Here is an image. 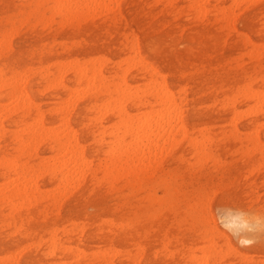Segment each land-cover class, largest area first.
<instances>
[{"label":"rangeland","instance_id":"rangeland-1","mask_svg":"<svg viewBox=\"0 0 264 264\" xmlns=\"http://www.w3.org/2000/svg\"><path fill=\"white\" fill-rule=\"evenodd\" d=\"M72 1L65 0L64 5H74L73 10L78 11L72 10L68 15L60 8L61 2L58 3L60 10L56 8V0H0V39H3L0 41V116H3L0 119V182L5 180L0 183L3 185L1 189L8 186L5 190H10L17 183L13 184L12 177L21 176L20 181L26 183L24 180L31 181L29 175L36 174L31 178L39 176L32 179L34 184L29 182V190L11 195L7 199L9 203L0 200V264H62V261L63 264H264V124L261 125L264 114L248 115L249 102L238 94L249 81L255 91L264 90L263 80L251 82L256 75L249 76L250 71L264 68V55L261 56L264 53V0H246L237 4L233 0H168L170 4L166 0H114L112 4L109 0L105 8L101 5L108 0L97 3L98 0H79L78 4L77 0L76 3ZM92 1L96 3L95 7ZM84 3L88 7L103 9L93 8L91 12ZM80 4L81 10L77 8ZM75 11L77 17L73 15ZM86 11L88 14H84ZM133 49L139 51L143 65L154 69V77L161 80L175 101L181 104L189 137L201 141L195 146L189 138L178 135L176 139L179 140L163 151L165 155L159 153L151 165L142 167L147 168L144 171L131 166H124L126 169L121 170L122 166L113 168L110 165L107 141L118 118L111 114V108L104 109L103 113L96 111L109 100L105 93L96 92L99 82L96 71L100 70L107 80L120 85L126 82L130 90L143 88L147 83L150 68L138 65L136 60L132 63L136 55ZM248 49L253 51L250 54L259 51L260 54H255L257 58L262 57L260 61L250 59L255 54L243 55L249 54ZM238 56L242 59L235 58ZM65 61L66 65H63ZM255 64L259 67L255 68ZM77 66L81 67L77 69ZM123 69L128 71L125 75ZM80 70L85 71L87 77L77 83ZM62 71L66 73L61 74ZM22 73L25 74L23 78ZM32 77L37 78L36 81ZM53 77L56 84H52ZM6 80L10 83H4ZM16 84L22 89L12 93ZM68 88L73 92L69 97L75 95L69 100L74 102L65 99L70 92ZM20 90L25 92L21 93L23 100L18 98ZM79 93H85V96H79ZM14 94H17V101L21 98L19 102L26 98L31 100L28 111V108H19L12 113L17 109V101L12 102ZM243 103L246 106L241 105ZM12 104L15 108L11 110L7 106ZM136 104L127 101L123 105L131 114L150 110L139 102ZM241 111L245 116L240 115ZM36 113L39 119H36ZM61 123L69 125L75 132L79 150L88 165L85 168L82 164L83 171L73 173L74 179L64 184L68 185L65 188L60 184L57 168L53 169L54 172L50 168L51 171L46 172L47 167L58 166L62 153L53 139L44 136L48 135L45 131L47 126V131L61 126L60 130H63L65 126ZM40 126L45 127L43 133ZM252 126L255 131L248 141ZM21 128L22 133L25 130L23 134ZM32 128L36 133L41 131V135H36L39 140L35 137L31 141L35 145L30 144ZM235 130L241 133L240 138H235ZM20 139L28 141L23 148ZM136 148L133 144L128 146L131 154ZM7 159L18 164L16 168L6 166ZM39 160L43 163L40 164ZM44 165H47L46 174H43ZM57 183L63 190L55 188ZM237 215L257 219L262 225L250 244L239 242L224 224ZM249 245L252 246L248 248ZM10 253L17 259H12ZM15 253L18 255H13Z\"/></svg>","mask_w":264,"mask_h":264},{"label":"bare ground","instance_id":"bare-ground-1","mask_svg":"<svg viewBox=\"0 0 264 264\" xmlns=\"http://www.w3.org/2000/svg\"><path fill=\"white\" fill-rule=\"evenodd\" d=\"M18 1V0H17ZM39 1V0H38ZM65 0H56V3H57V7L56 6H54V7H56V8H58V7H60V4L58 5V3L59 2H61V7L60 8H62V10H63V12H65L66 11V13H68V15H69V13H71L72 14V10H73V7H74V5H73V7H69L68 5H64V2ZM78 1L79 0H77V4H78ZM109 1V0H108ZM104 2V0H102V2H104L105 4H102L101 6H104V5H107L108 3H110V1H111V3L113 4V3H115V1L114 0H110L109 2ZM112 1H114V2H112ZM167 2H168V0H166ZM169 1H171L172 2V0H169ZM244 1H246V0H233V3L234 4H237V3H241V2H244ZM248 1V0H247ZM251 1V0H250ZM69 2H70V0H69ZM72 2H75L76 3V1L74 0V1H72ZM71 2V3H72ZM84 2H86V0L84 1ZM90 2V1H89ZM92 2H94V1H92ZM96 3L97 2H99V0L98 1H95ZM91 3L92 4V6H94V4H96V3ZM102 2H100V3H102ZM117 2V1H116ZM180 2H183V1H180ZM204 2H206V1H204ZM157 3V2H156ZM233 3H231V4H233ZM40 4V3H39ZM69 5H70V3H68ZM73 4V3H72ZM82 4H83V2H82ZM99 4V3H98ZM111 4V5H112ZM168 4H170L169 2H168ZM194 4H196V3H194ZM198 4V3H197ZM196 4V5H197ZM230 4V5H231ZM247 4V3H246ZM34 5H36V4H34ZM84 5H87V3L85 4L84 3ZM83 5V6H84ZM114 5H116V4H114ZM193 5V4H192ZM195 5V6H196ZM248 5V4H247ZM247 5H245V7L247 6ZM68 6V7H67ZM77 5H75V7H76ZM89 5H87L85 8H90L91 9V12L92 11H94V10H92L93 8H92V6L91 7H88ZM194 6V5H193ZM234 6V5H233ZM233 6H231V7H233ZM80 7V10H81V4L80 5H78V7L77 8H79ZM107 7H108V5H107ZM115 6H113L112 8H114ZM189 7H191V6H189ZM235 7V6H234ZM233 7V8H234ZM245 7H243V8H245ZM56 8H54V9H56ZM60 8H58L59 10H60ZM97 8V7H96ZM96 8H94V9H96ZM104 8H105V6H104ZM97 9H100V10H102L103 9V7H101V8H97ZM122 9H125V8H123L122 7ZM204 8L202 7V10H203ZM57 10V9H56ZM74 10H76V9H74ZM74 10H73V12H74ZM107 10H110V9H108L107 8ZM205 10V9H204ZM228 10V9H227ZM230 10V9H229ZM249 10H251V9H249ZM52 11H54L55 12V10H53L52 9ZM76 11H78V10H76ZM75 11V13L73 14V15H75L76 16V14H77V12ZM88 11H89V9H88ZM88 11H86V12H84V14H88ZM96 11V10H95ZM105 11V10H104ZM200 11V10H199ZM206 11V10H205ZM57 12H58V10H57ZM103 12V11H102ZM101 12V13H102ZM106 12V11H105ZM225 12L226 11H224L223 12V16L225 15ZM233 12V11H232ZM239 12H241V11H239ZM247 12V11H246ZM251 12V11H250ZM56 13V12H55ZM126 13V12H125ZM249 13V12H248ZM58 14H62L61 12H59ZM79 14H81V13H79ZM93 13H91L90 15H92ZM199 14V13H198ZM206 14V13H205ZM230 14V13H229ZM232 14L233 13H231V16L230 17H232ZM238 14V13H237ZM73 15H72V18L73 19H75V16L73 17ZM81 15H83V14H81ZM81 15H79V17H81ZM90 15H86L87 17L88 16H90ZM97 15V14H96ZM200 15H201V12H200ZM203 15V14H202ZM211 15H213V13L211 14ZM65 16H67V15H65ZM197 16V15H196ZM51 17V16H50ZM64 17V16H63ZM77 17V16H76ZM92 17V16H91ZM94 17H96V16H94ZM160 17V16H159ZM161 17H162V15H161ZM199 17H201V16H199ZM222 17V16H221ZM225 17V16H224ZM43 18H45V17H43ZM82 19L84 18V17H81ZM50 19V18H49ZM62 19H64V18H62ZM65 19H67V20H69L68 18H65ZM81 19V20H82ZM233 19V18H232ZM25 20V19H24ZM44 20V19H43ZM84 20H86V19H84ZM241 20V19H240ZM79 21V20H78ZM128 20H126V22H127ZM230 21V20H229ZM67 23H69L68 21H66ZM63 23H65V21H63ZM138 23V22H137ZM236 23V22H235ZM23 24H24V22H23ZM45 25H46V23H44ZM131 24H133V23H131ZM228 24V23H227ZM239 24V23H238ZM22 25V24H21ZM67 25V24H66ZM154 25H157V24H154ZM230 25V24H229ZM65 26V25H64ZM129 26H130V24H129ZM228 25H226V27H227ZM231 26H233L232 24H231ZM169 27V26H168ZM229 27V26H228ZM239 27H240V25H239ZM136 28V27H135ZM233 28V27H232ZM12 29V28H11ZM149 30H150V27H149ZM162 31V30H161ZM16 32V31H15ZM144 32V31H143ZM162 33V32H161ZM186 33V32H185ZM141 34V33H140ZM143 34V33H142ZM160 34V33H159ZM23 35H25V34H23ZM22 35V36H23ZM31 35V34H30ZM161 35H163V33L161 34ZM164 35H165V33H164ZM253 35V34H252ZM12 36V35H11ZM25 36H28V35H25ZM36 36V35H35ZM254 36V35H253ZM9 37V36H8ZM147 37H149V36H147ZM184 37V36H183ZM247 37V36H246ZM255 37V36H254ZM16 38V37H15ZM14 38V39H15ZM60 38V37H59ZM248 38V37H247ZM261 38H263V37H261ZM13 39V40H14ZM148 39V38H147ZM231 39V38H230ZM3 39H0V41H2ZM10 40V39H9ZM17 40H19V39H17ZM29 40V39H28ZM143 40H145V39H143ZM181 40V42H182V40L183 39H180ZM256 40H257V38H256ZM31 41V40H30ZM248 41H249V38H248ZM254 42V41H253ZM248 43V42H247ZM250 43V42H249ZM6 44V43H5ZM131 44V43H130ZM254 44V43H253ZM131 45H133V43L131 44ZM137 45V44H136ZM135 45V46H136ZM249 45V44H248ZM259 45V44H258ZM7 46H9V45H7ZM6 46V47H7ZM15 46V45H14ZM24 46H26V45H24ZM231 46V45H230ZM254 47L255 46H257V45H253ZM135 48H137V46L135 47ZM227 49V48H226ZM134 50V49H133ZM136 50V49H135ZM134 50V51H135ZM228 50V49H227ZM249 50V49H248ZM247 50V51H248ZM258 50V49H257ZM234 51H235V49H234ZM264 51V50H263ZM25 52V51H24ZM250 52H253V51H250L249 50V54L247 53V54H243V55H245V56H248V55H252V54H255L256 52H257V54H260L259 53V51H256L255 50V52L254 53H252V54H250ZM135 53H136V55L133 53V55H135L134 57H135V59H132V63L135 61L138 65H140V66H145V65H143L144 63V61H143V59H142V57H141V55H140V53H139V51L138 50H136L135 51ZM240 53V52H239ZM225 54V53H224ZM257 54H255L253 57H251L250 56V59L251 58H253V60H257V59H259V60H257V61H260V58H262V57H260V58H257L256 56H258ZM264 55V53H262V55L261 56H263ZM98 57V56H97ZM100 57V56H99ZM112 57H114V56H112ZM124 57V56H123ZM52 58V57H51ZM50 58V59H51ZM75 58V57H74ZM185 58V57H184ZM235 58H238V59H242V56L241 57H235ZM254 58H257V59H254ZM92 59V58H91ZM104 58H102L101 60H103ZM127 59H129V58H127ZM186 59V58H185ZM92 60H94V58L92 59ZM134 60V61H133ZM253 60H251L252 62H253ZM86 62H87V60H85ZM95 61H97V60H95ZM95 61H94V63H95ZM99 61V60H98ZM109 61V60H108ZM118 61V60H117ZM120 61H124V60H120ZM120 61H119V63H120ZM158 61V60H157ZM250 61V60H249ZM250 61V62H251ZM257 61L256 62H254V63H257ZM57 62V61H56ZM76 62V61H75ZM99 62H101V61H99ZM128 62V61H127ZM146 62V61H145ZM55 63V62H54ZM68 63V62H67ZM73 63V62H72ZM90 63H92L91 61H90ZM121 63H123V62H121ZM126 63V62H125ZM254 63H251L252 65L254 64ZM36 64V63H35ZM35 64H33V65H35ZM61 64H62V61H61ZM71 64V63H70ZM97 64H98V62H97ZM102 64H104V63H102ZM102 64H100V65H102ZM130 64H131V62H130ZM134 64V63H133ZM178 64V63H177ZM261 64H262V62H261ZM47 65H49V64H47ZM57 65V64H56ZM63 65H66V61L64 62V64ZM75 65V64H74ZM73 65V66H74ZM78 65V64H77ZM149 65V64H148ZM241 65V64H240ZM250 65V64H249ZM256 65V66H255ZM254 66H255V68H257V66L259 67V65H257V64H255ZM96 66V65H95ZM98 66V65H97ZM131 66V65H130ZM134 66H136V65H134ZM243 67H244V65H242ZM46 67H48V66H46ZM62 68H63V66H61ZM65 67H67V66H65ZM79 67H81V66H77V69L79 68ZM84 67V69H85V66H83ZM100 67V66H99ZM146 67H147V65H146ZM235 67V66H234ZM238 66H236V68H237ZM261 67V66H260ZM262 67H264V66H262ZM96 69H97V67H95ZM124 68V67H123ZM129 68V67H128ZM131 69L133 68V65H132V67H130ZM143 68V67H142ZM148 68H150V69H148ZM190 68V67H189ZM251 68H253V67H250V69ZM60 69V68H59ZM64 69V68H63ZM82 69V68H81ZM91 68H89V69H87V70H90ZM93 69V68H92ZM98 69H100V68H98ZM97 69V70H98ZM145 70H147L148 69V71L147 72H150V76H149V78H147V83H145V85L143 86V88H140V87H136L137 86V84H135L136 86V88H134V90H130L129 89V87H128V85L126 84V82H124V83H121L122 85H120V83L119 82H116V81H114V80H107V78L106 77H104V75L102 74V72L100 71V70H98V71H96V74L98 75V77H99V82H98V84H97V87H95L96 88V92H98V94H100V93H105L106 95H108V98H109V100L108 101H105L106 103H103V104H101L99 107H98V109L96 110V111H100V113H103V110L104 109H108V108H111V114H114L117 118H118V120H116L117 122L115 123V124H113L112 125V127H111V129H112V131L110 130V136H111V138L109 139V141H107L108 142V149H106V152H107V154H108V157H109V162H110V165L113 167V168H115V166H117L118 165V167L120 166H122V168H121V170L122 169H126V168H124V166H131V167H133V168H136L135 170H140L143 166H145V167H147L148 166V164L149 165H151L150 163H152L153 161H154V159H156V157H158L159 155V153H160V155H161V153H164L163 151L165 150V149H167L168 148V146H170V145H173L174 143H175V141H177V139H176V137L178 136V135H182L183 137H185V138H189V140H190V142L193 144V145H195V146H197L198 144H199V142H201V141H195V140H197L196 138H195V140L193 141V139L192 138H190L189 136V133H188V131H187V128H186V125L184 124V121H183V116H182V114H181V107H180V105L175 101V99H174V97L171 95V92L167 89V86L160 80V81H158L155 77H154V73H153V71H154V69L152 70L151 69V67H147V69L146 68H144ZM238 69H240V67L238 68ZM238 69H237V71H238ZM243 69V68H242ZM244 69H246V68H244ZM264 68H259V70H258V68L257 69H254V70H252V71H250V73H249V76H251V75H256L255 77H253V81H251V82H254V81H258V80H263L264 81V74L263 75H261L262 73H264V71L263 72H261L260 70H263ZM75 70V69H74ZM122 70V69H121ZM126 70V69H125ZM124 69H123V71H125ZM149 70H151V71H149ZM241 70V69H240ZM246 70H248V69H246ZM47 71V70H46ZM93 71V70H92ZM130 71V70H129ZM165 71H168L167 69L165 70ZM236 71V72H237ZM249 71V70H248ZM23 72V71H22ZM27 72H29V71H27ZM59 72H61V70L59 71ZM58 72V73H59ZM104 72H105V70H104ZM126 72H128V71H125V73H122L123 75H125L126 74ZM156 72V71H155ZM65 74L66 72H64V71H62V73L61 74ZM108 73V72H107ZM11 74V73H10ZM13 74V73H12ZM17 74V73H16ZM20 73H18V75H19ZM28 74V73H27ZM48 74V73H47ZM77 74H78V79H77V83H79L80 82V80L81 79H83L84 77H87L86 76V73H85V71H83V70H80V71H78L77 72ZM94 74V72L92 73V75ZM208 74V76H209V74L210 73H207ZM17 75V76H18ZM25 74H23L22 73V78H23V76H24ZM70 75H73V74H70ZM92 75H91V77H92ZM248 75V74H247ZM9 76V75H8ZM60 76V75H59ZM63 76V75H62ZM75 76H77V75H75ZM20 77V76H19ZM26 77V76H25ZM61 77V76H60ZM90 77V76H89ZM240 77V76H239ZM252 77V76H251ZM251 77H249L250 79H251ZM15 78V77H14ZM22 78L20 79V81H22ZM29 78V77H28ZM64 78H66V77H64ZM94 77H92V79H93ZM112 78V77H111ZM111 78H109V79H111ZM128 78H129V76H128ZM172 78V77H171ZM248 78V77H247ZM246 78V79H247ZM10 79V78H9ZM16 79H18V78H15V80ZM32 79H34L33 77H32ZM35 79H37V78H35ZM34 79V80H35ZM55 78L53 77V79L51 80L52 81V84L54 83V84H56V82H55V80H54ZM87 79V78H86ZM91 79V78H90ZM88 80V81H91L90 82V84L92 83V80ZM168 79H170L169 77H168ZM176 79V78H175ZM243 79V78H242ZM249 79V80H250ZM25 81H23L22 83L24 84L25 82H26V79H24ZM34 80H32L33 82H34ZM60 80V79H59ZM129 80H132V79H129ZM174 79H172V81H173ZM197 80V79H196ZM36 81V80H35ZM50 81V80H49ZM66 81V80H65ZM133 81V80H132ZM184 81V80H183ZM7 82H9L10 83V81H7L6 80V82H4V83H7ZM17 82V81H16ZM31 82V81H30ZM48 82V81H47ZM85 82V81H84ZM86 82H87V80H86ZM121 82H123V80H121ZM128 82H130V81H128ZM174 82V81H173ZM0 83H1V81H0ZM18 83V85L19 84H21V82H17ZM34 83H36V82H34ZM34 83H32L33 85H34ZM195 83H197V82H195ZM232 83V82H231ZM250 83V81L248 82V83H245L246 85L243 87V89L244 90H242V92H238V94H240L241 96L240 97H242V98H244V99H246L248 102H249V105H248V108H246V111L248 112V115H251V116H254V115H256V114H258V113H261V114H264V90H261V89H258V90H254L253 88H252V86L249 84ZM2 84H3V82H2ZM37 84V83H36ZM49 84V83H48ZM72 84V83H71ZM86 84V83H85ZM140 84V83H139ZM18 85L16 84V85H14V87H13V91H12V93H15L17 90H19L20 88L22 89V87H18ZM50 85V84H49ZM63 85V84H62ZM70 85V84H69ZM9 86H11V85H9ZM45 86V85H44ZM43 86V87H44ZM46 86H48V85H46ZM67 86V85H66ZM65 85H64V87H66ZM241 86H242V84H241ZM5 87H7V86H5ZM86 87H88V84L86 85ZM256 87V86H255ZM72 88V87H71ZM82 88V87H81ZM94 88V89H95ZM1 89V88H0ZM45 89H47V88H45ZM64 89V88H63ZM69 89V88H68ZM73 89V88H72ZM86 89V88H85ZM88 89V88H87ZM90 89V88H89ZM183 89V88H182ZM256 89V88H255ZM49 90V89H48ZM70 90V89H69ZM74 91V93H76L75 92V90L76 89H73ZM79 90H80V87H79ZM82 90H84V89H82ZM92 90V89H91ZM91 90H89V91H91ZM179 90V89H178ZM184 90V89H183ZM22 92H24V91H22V90H20V91H18V93H20V96H19V94H18V98L19 97H24L23 95H21V93ZM39 92V91H38ZM72 90H70V92H68V98H65V99H68V101H70L69 100V98L71 99H73V97L75 96L74 94V96L73 97H69V96H71L72 95ZM80 92V91H79ZM83 92H85V91H83ZM180 92V91H179ZM17 93V92H16ZM63 92H61V94H62ZM77 93H78V90H77ZM85 93H87V92H85ZM84 93V94H85ZM23 94V93H22ZM24 94H25V92H24ZM81 93H79V96H85L84 94H82V95H80ZM13 95V94H12ZM11 95V96H12ZM14 96H15V94H14ZM78 96V94H76V97ZM79 96H78V98H79ZM188 96V95H187ZM191 96V95H190ZM17 94H16V96H15V99L14 100H12V102H16L17 101ZM28 97V96H27ZM205 97V96H204ZM12 98V97H11ZM21 98L19 99L20 101H21ZM75 98V97H74ZM82 98V97H81ZM221 98H223V97H221ZM6 99V98H5ZM45 99V98H44ZM19 100L16 102V105H15V107L17 108L16 110H12V109H14L15 107H13L14 106V104H15V102H14V104H12L11 106L9 105V106H7L8 108L10 107L11 108V110H12V113L13 112H16L17 110H19V108H24V109H26V108H28L27 109V111L29 110V107H31V100L29 99V98H26V100L25 101H22V102H19ZM22 100H23V98H22ZM39 100V99H38ZM37 100V101H38ZM76 100H78L77 98L75 99V101ZM88 100V99H87ZM68 101H66V103H68ZM127 101H130L131 103H133L134 105H137L136 103L137 102H139V103H141L140 105L141 106H144V107H146V108H148V109H150L149 111H147V112H144V113H135V114H131V113H129L127 110H126V108L124 107V103L125 102H127ZM184 101V100H183ZM232 101V100H231ZM247 101H246V103H247ZM9 102V101H8ZM46 102V101H45ZM70 102H74V101H70ZM228 102V101H227ZM6 103V102H5ZM65 103V104H66ZM85 103V102H84ZM84 103H81V104H84ZM9 104H11V100H10V103ZM20 104V105H19ZM80 104V105H81ZM188 104V103H187ZM245 103H243V104H241V105H244ZM2 105H4V103H2ZM63 105V104H62ZM130 105V104H129ZM238 105V104H237ZM1 106V105H0ZM35 106V105H34ZM42 107H43V105H41ZM95 106V105H94ZM154 106H156V108L154 109ZM201 106V105H200ZM206 106V105H205ZM208 106V105H207ZM244 106H246V105H244ZM243 106V107H244ZM13 107V108H12ZM57 107V106H56ZM62 107V106H61ZM70 107V106H69ZM68 107V108H69ZM74 106L72 105V107L71 108H73ZM231 107V106H230ZM2 108H4V107H2ZM6 108V107H5ZM61 109V108H60ZM245 109V108H244ZM243 109V110H244ZM10 110V109H9ZM10 110V111H11ZM63 110V109H62ZM105 110V111H106ZM240 110V109H239ZM3 111H4V109H3ZM7 111V110H6ZM56 111V110H55ZM55 111H52V112H55ZM132 111V110H131ZM187 111V110H186ZM0 112H2V111H0ZM7 112H9V111H7ZM37 112V111H36ZM106 112H108V111H106ZM105 112V113H106ZM140 112H142V110L140 111ZM244 112V111H243ZM242 111H241V113L242 114H240V115H244V113H243ZM27 113V112H26ZM40 113V112H39ZM38 113V114H39ZM68 113V112H67ZM66 113V114H67ZM109 113V112H108ZM228 113V112H227ZM99 114V113H98ZM97 114V115H98ZM2 115H4V114H2ZM36 115H37V113H36ZM224 114H222L221 116H223ZM234 115L236 116L237 115V113L236 112H234ZM234 115H232V116H234ZM239 115V116H240ZM5 116V115H4ZM38 117H36V119H39V115H37ZM42 116V115H41ZM96 116V115H95ZM102 116H104V114H102ZM191 115H189V117H190ZM211 116H212V114H211ZM245 116V115H244ZM3 116H0V119L2 118ZM65 117V116H64ZM63 117V118H64ZM67 117V116H66ZM80 117V116H79ZM78 117V118H79ZM77 118V119H78ZM81 118V117H80ZM93 118V117H92ZM97 118V117H96ZM98 118H100V116L98 117ZM237 118V117H236ZM3 119V118H2ZM35 119V120H36ZM65 119V118H64ZM73 119H75V117L73 118ZM94 119V118H93ZM191 119V118H190ZM203 119H205V118H203ZM231 119H232V117H231ZM238 119V118H237ZM260 119V118H259ZM263 119V118H262ZM61 120V119H60ZM63 120V119H62ZM66 120H67V118H66ZM95 120H97V119H95ZM99 120V119H98ZM97 120V121H98ZM248 120V119H247ZM40 122L41 123V121L40 120H36V122ZM194 121H196V120H194ZM202 121V120H201ZM235 121V120H234ZM244 121H246V119L245 120H243V121H240V122H244ZM6 122V121H5ZM30 122V121H29ZM35 122V123H36ZM38 122V123H39ZM64 122V121H63ZM187 122H189V121H187ZM191 122V121H190ZM263 122H264V120H263ZM34 123V122H33ZM32 123V125L34 126V124ZM37 123V124H38ZM248 123V122H247ZM27 124V123H26ZM37 124H36V126H37ZM61 124H63V123H61ZM241 123H239V125H240ZM245 124V123H244ZM261 124V122L259 123V125ZM264 123H262L261 125H263ZM7 125V124H6ZM9 125V124H8ZM40 125V124H39ZM38 125V126H39ZM58 125H60V122L58 123ZM64 125V124H63ZM1 126V125H0ZM25 126H28V125H25ZM51 126H53V125H51ZM55 126V125H54ZM65 127L63 128V130H60V129H62V126L60 127V129L59 128H57V129H52V127L50 128L51 130L50 131H47L49 128H48V126H47V130L45 131V132H48V133H46V134H48V135H44L45 137H47V136H49L51 139H53L54 141H55V143H57L58 144V146H59V148H58V150H59V153L61 154L60 155V161H59V163H58V166H56V167H53V166H50V167H47V165L45 166L44 165V171H43V174H44V172H45V170L48 168V170H46V172H48V171H51V170H53L54 168H57V170H58V172H59V175H60V184H62L63 186H64V184H68L67 182L72 178V174L73 173H75L76 171L78 172V173H81L80 172V170L81 171H83V165H85V168H86V166L88 167V165H87V163L84 161V160H86L84 157H83V153H82V151L81 150H79L80 148V144H78V141H77V138H76V135H75V132L74 131H72V128L70 129L69 128V125H64ZM255 126H257V123H256V125ZM255 126H252V128L250 129V131H251V133L249 132V137H248V141H251V134L252 133H254V131H255ZM264 126V125H263ZM24 127V126H23ZM50 127V126H49ZM100 127V126H99ZM103 127V126H102ZM0 128H2V127H0ZM39 128H41L42 129V127L40 126ZM45 128V127H44ZM43 128V129H44ZM202 128H204L205 129V127H203L202 126ZM7 129V128H6ZM6 129H4V130H6ZM19 129H20V127H19ZM27 129V128H26ZM29 129H31V128H29ZM42 129V133L44 132V130ZM59 129V130H58ZM199 129H201V127L199 128ZM236 129V128H235ZM244 129V128H243ZM10 130V129H9ZM14 130V129H13ZM261 130H263V129H261ZM260 130V131H261ZM28 131V130H27ZM193 131V130H192ZM3 132V131H2ZM14 132V131H13ZM20 132V131H19ZM25 132V130L23 131V133ZM28 132H30V131H28ZM27 132V133H28ZM100 132H102V130H100ZM18 133V132H17ZM21 133H22V128H21ZM22 133V134H23ZM235 134H234V136H235V138H240L241 137V133H239V131H236L235 130V132H234ZM244 133V132H243ZM247 133H248V131H247ZM30 138L31 139H33V140H30V144L31 143H33V142H31V141H34V138L36 137V135H38V134H40L41 135V131H40V133H39V131H37V133L33 130V128H32V131L30 132ZM43 135V134H42ZM261 135V134H260ZM248 136V135H247ZM39 137V136H38ZM38 137H36L35 139L36 140H39V138ZM40 137H43V136H40ZM44 137V138H45ZM91 137V136H90ZM89 137V138H90ZM207 137H205V139H206ZM47 139V138H46ZM200 139V138H199ZM218 139V138H217ZM42 140V139H41ZM127 140H128V142L129 143H126L127 142ZM179 140V139H178ZM207 140H208V138H207ZM261 140H263V138L261 139ZM20 141H21V148H23L24 146H25V142H28L27 141V139H25V142L23 141V139H20ZM103 141V140H102ZM210 141V140H209ZM42 143L41 141H37V143ZM204 142V141H203ZM211 142V141H210ZM209 142V143H210ZM257 142V141H256ZM206 143V142H205ZM208 143V142H207ZM208 143V144H209ZM34 145H35V143H33ZM32 144V145H33ZM136 145L137 146V148H136V151H134L135 153L134 154H131L130 152H129V150H128V146H130V145ZM260 144V143H259ZM28 146H30V145H28ZM38 146V145H37ZM195 146H193V147H195ZM33 149H34V147H32ZM40 148H42V147H40ZM178 148V147H177ZM200 148V147H199ZM81 149H83V148H81ZM168 150V149H167ZM176 150V149H175ZM260 150V149H259ZM34 151V150H33ZM196 151V150H195ZM251 151H252V149H251ZM44 152H47V151H44ZM106 152H105V154H106ZM173 152H175V151H173ZM201 152H203V151H201ZM166 153V152H165ZM165 153H164V155H165ZM172 153V152H171ZM195 153V152H194ZM56 155V154H55ZM172 155V154H171ZM174 155V154H173ZM172 155V156H173ZM56 156H58V155H56ZM43 157V156H42ZM160 157H162V156H160ZM88 159V158H87ZM101 159V158H100ZM8 160V159H7ZM104 160V159H103ZM102 160V161H103ZM40 161V160H39ZM5 162H7V165L6 166H11V165H14V163L13 162H9V160L8 161H5ZM84 162L86 163V164H84ZM2 163H4V162H2ZM40 164H42L43 162H39ZM49 163H51V162H49ZM155 164H156V161L154 162ZM45 164H48V163H45ZM83 164V165H82ZM105 164H107V163H105ZM147 166H146V165ZM16 165H18V164H16ZM16 165H14V168H16L15 166ZM20 165V164H19ZM53 165V164H52ZM71 165V167L70 168H68L69 166ZM99 165V164H98ZM167 165V164H166ZM105 166H107V165H105ZM43 167V166H42ZM47 167V168H46ZM82 167V168H81ZM154 167V166H153ZM152 167V168H153ZM51 170H50V169ZM102 169H104V168H102ZM110 169V168H109ZM147 169V168H146ZM145 168L143 169L142 168V170L144 171V170H146ZM106 170V169H105ZM130 170V169H129ZM14 172V171H13ZM12 172V173H13ZM46 172H45V174H46ZM52 172H54V170L52 171ZM111 172H112V170H111ZM132 172V171H131ZM130 172V173H131ZM31 173V172H30ZM84 173V172H83ZM127 173V172H126ZM138 173V172H137ZM142 173V172H141ZM51 174H53V173H51ZM19 175V174H18ZM29 175V174H28ZM34 175V174H33ZM32 174L31 175H29V176H33ZM36 175V174H35ZM34 175V176H35ZM40 175V174H39ZM107 175V174H106ZM131 175V174H130ZM129 175V176H130ZM15 176V175H14ZM123 176V175H122ZM149 176V175H148ZM24 177V176H23ZM31 177H29V179L31 180V181H29V182H32L31 184H34L35 183V179L34 178H38L39 176H37V177H34V178H31ZM13 178V180H14V182H13V184L17 181V183L13 186V187H10V190H5V189H7V187H6V185H5V187L6 188H2L1 189V185L3 184V182L5 181H2V182H0V183H2V184H0V200H6V202L7 203H9L8 201H7V199L9 198V197H11V195H13V196H15V195H20L23 191L25 192V190H29V188H30V185H29V182H27V180H24L26 183H24V182H21L20 180H22V177L21 176H19V177H16V178H14V177H12ZM26 178V177H25ZM24 178V179H25ZM78 178H80V177H78ZM28 179V178H27ZM32 179H34V180H32ZM46 180H47V178H45ZM72 179H74V177L72 178ZM7 180V179H6ZM78 180V179H77ZM111 180H112V177H111ZM34 182V183H33ZM49 182V181H48ZM11 184V183H10ZM50 185V184H49ZM70 185V184H69ZM77 185V184H76ZM11 186H12V184H11ZM34 188H35V186L34 185H32ZM62 186V187H63ZM68 185H66V186H64V188L65 187H67ZM2 187H3V185H2ZM33 187H31V190H33L34 188ZM59 187H61L60 185H58V183H57V187H55V188H57V189H61V190H63V188H59ZM75 187H77V186H75ZM104 187V186H103ZM102 186H101V188H103ZM9 189V188H8ZM36 189V188H35ZM51 189H53V188H51ZM74 189V188H73ZM5 190V191H4ZM44 190V189H43ZM47 190V189H46ZM46 190H44V192L46 191ZM53 190H55V189H53ZM52 190V191H53ZM34 191V190H33ZM42 191V190H41ZM57 191H60V190H57ZM57 191H55V192H57ZM71 191V190H70ZM43 192V193H44ZM47 192V191H46ZM50 192H51V190H50ZM49 193V192H48ZM61 193L62 192H60L59 194L61 195ZM153 193V192H152ZM26 194H30V192L29 193H26ZM47 194V193H46ZM46 194L44 195V196H46ZM67 194H69V191L67 192ZM223 194V193H222ZM51 195V194H50ZM53 195H55V194H53ZM12 196V197H13ZM24 196H27V195H25L24 194ZM23 196V197H24ZM49 196V195H48ZM58 196V195H57ZM62 196V195H61ZM31 196H29V199H33V197H31ZM154 197V196H153ZM41 198V197H40ZM62 198V197H61ZM73 198V197H72ZM22 199H24V198H22ZM27 199V198H26ZM70 199H71V197H70ZM82 199V198H81ZM104 199H105V197H104ZM107 199V198H106ZM149 199V198H148ZM23 201V200H22ZM21 201V202H22ZM27 201H29V200H27ZM31 201H34V199L33 200H31ZM107 201V200H106ZM135 201V200H134ZM229 201H230V199H229ZM18 202V201H17ZM136 202V201H135ZM231 202V201H230ZM19 203V202H18ZM17 203V204H18ZM67 203V202H66ZM10 204H11V202H10ZM25 204H28L27 202L25 203ZM30 204V203H29ZM34 204H35V202H34ZM68 204V203H67ZM66 204V205H67ZM11 206H14V205H11ZM15 206H16V204H15ZM18 206H20V205H18ZM227 206H229L228 204H227ZM21 207H23V206H21ZM88 207V206H87ZM20 208V207H19ZM64 208V207H63ZM66 208V207H65ZM97 208V207H96ZM96 208H94L95 210H96ZM17 209V208H16ZM16 209H14V210H16ZM111 209V208H110ZM94 210V211H95ZM98 210V209H97ZM232 210H234V209H232ZM63 211V210H62ZM11 212H13V209H12V211ZM64 212V211H63ZM98 212H100V209H99V211ZM227 212V211H226ZM102 213V212H101ZM106 214V213H105ZM10 215V214H9ZM99 215H102V214H100L99 213ZM75 217V216H74ZM151 217V216H150ZM181 220V219H180ZM180 223V222H179ZM8 224V223H7ZM70 224V223H69ZM110 224V223H109ZM120 224V223H119ZM224 224L236 235L235 237H237V239L239 240V242H241V243H244V244H250V242L252 241V239L257 235V232L258 231H260V229H261V223L257 220V219H252V218H250V217H248V216H242V215H237L236 217H234V218H232V219H228V220H226L225 222H224ZM180 225H182L181 227H183V223L182 224H180ZM8 226V225H7ZM116 228V227H115ZM57 229V228H56ZM183 229V228H182ZM57 230H59V228L57 229ZM217 233H218V231H217ZM220 233V232H219ZM53 234V233H52ZM234 234H232V235H234ZM223 235V234H222ZM224 236V235H223ZM258 236V235H257ZM51 238V237H50ZM232 240H233V238H231ZM236 239V238H235ZM50 241V240H49ZM48 241V242H49ZM29 244V243H28ZM239 244V243H238ZM27 245V244H26ZM52 245V244H51ZM237 245V244H236ZM241 246V245H240ZM252 245H249L248 246V248L249 247H251ZM24 247H26V246H24ZM32 247V246H31ZM53 247H54V245H53ZM68 247H71V246H68ZM238 247V246H237ZM244 247V246H243ZM65 248H66V246H65ZM77 248V247H76ZM230 248V247H229ZM20 249V248H19ZM22 249V248H21ZM20 249V250H21ZM69 249V248H68ZM132 249V248H131ZM195 249H196V247H195ZM195 249H193V250H195ZM25 250V249H24ZM23 250V251H24ZM116 250V249H115ZM141 250V249H140ZM139 250V251H140ZM236 250V249H235ZM245 250H248V249H245ZM250 250V249H249ZM33 251H35V250H33ZM52 251V250H51ZM50 251V252H51ZM169 251V250H168ZM253 251V250H252ZM16 252H17V250H16ZM78 252V251H77ZM83 252V251H82ZM100 252V251H99ZM156 252V251H155ZM249 252V251H248ZM113 253V252H112ZM119 253V252H118ZM9 254V253H8ZM11 254V256H12V253H10ZM17 253H15V254H13V255H16ZM19 254H21L20 252H19ZM31 254V253H30ZM40 254V253H39ZM77 254V253H76ZM105 254V253H104ZM114 254H116V253H114ZM18 255V254H17ZM32 255H33V253H32ZM49 255H50V253H49ZM48 255V256H49ZM109 255V254H108ZM162 255V254H161ZM167 255V254H166ZM165 255V256H166ZM168 255H171V254H168ZM244 255V254H243ZM8 256V255H7ZM76 256H78V255H76ZM101 256H102V254H101ZM111 256V255H110ZM194 256V255H193ZM1 257V256H0ZM5 257V256H4ZM3 257V258H4ZM9 257V256H8ZM83 257V256H82ZM167 257V256H166ZM166 257H164V258H166ZM196 257H197V255H196ZM7 258V257H6ZM5 258V259H6ZM12 259L13 258H16L17 259V257H11ZM10 258V259H11ZM77 258V257H76ZM140 258V257H139ZM11 259V260H12ZM103 259V258H102ZM137 259H138V257H137ZM145 259V258H144ZM24 260V259H23ZM4 261V260H3ZM14 261H16V260H14ZM65 261V260H64ZM193 261V260H192ZM13 262V261H12ZM59 262H61V261H59ZM68 262H72V261H69L68 260ZM180 262H182V261H180ZM62 264H63V261L61 262ZM119 263V262H118ZM134 263V262H133ZM157 263V262H156ZM155 263V264H156ZM14 264H16V263H14ZM22 264H23V262H22ZM37 264V263H36ZM65 264V263H64ZM137 264H138V262H137ZM171 264V263H170Z\"/></svg>","mask_w":264,"mask_h":264}]
</instances>
